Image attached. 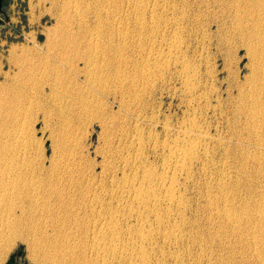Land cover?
<instances>
[{
    "label": "bare ground",
    "instance_id": "1",
    "mask_svg": "<svg viewBox=\"0 0 264 264\" xmlns=\"http://www.w3.org/2000/svg\"><path fill=\"white\" fill-rule=\"evenodd\" d=\"M125 1L127 0H97V3H95L96 1H94L95 7L97 6L96 8H98L100 12L104 9V7H107L106 5L108 4H110V7H114V10L111 9L110 13L108 12L109 8L108 10L105 8L107 10L105 15L103 14L104 12L100 14L96 13L97 16L94 13V16L99 18V20L104 19L102 18L104 16L106 21H108L107 29L109 31L107 30L108 34H105L106 36L102 35L104 36L103 40L99 39L100 37H97L100 33H96L97 38L95 37L96 39L94 40V35L91 36L90 41L88 40L90 43L88 42L87 45L83 43L82 38L79 39L78 42H76L75 38L71 43L72 50H67L66 47L68 46V43L65 41H67L70 37H65V34L63 33L64 35H62L60 39L62 42L57 39L58 41H60V43H54L52 46V48L55 49L60 47L59 53L57 52L56 54L43 55L41 54V52H37L36 54H28L26 53V51L20 55L17 54L18 52H13L15 56L14 61L18 66V71H14L15 74L13 73L12 77H10L11 75L9 76L7 85L2 86V88L8 89L9 94L2 95L0 92V191L3 190V196L8 195L9 193L14 195L12 191L19 192V197L22 198L23 201L26 200L27 203L25 202L24 205H21V214L19 216L16 215L14 217L13 214V217H8L9 219H5L4 217L1 220V225L4 224L1 230H4L6 228V230H9L12 233L9 236L13 237L8 236V239H6L4 238L5 233L0 232V238H4L3 243H5L3 246V243L1 244L2 241H0V245L3 246H0V263L4 262V259L7 258L9 251H11V248L15 245L16 238L18 237V234L22 229L37 231L41 227H52L54 229L59 227L58 222H60V217H56L55 215V213L59 211L78 210L82 214H85V216L92 215L93 219L96 218L94 217V215H96L98 219L97 224L100 225L99 231H93L94 233L92 232V240L87 245L86 242L88 241L81 244L76 243V251L74 247L67 246V248H70L69 252L71 259H74V261L76 260V264H153V253L152 248L150 247L155 244L156 235L160 236L161 233H164V235L162 236H164L166 241L168 240L169 243L181 242L182 244V242H191V240L197 243L193 235L185 233L187 222L185 221L186 215L184 209L187 207L188 203L186 200L187 198H185L183 194H179L178 192L179 184L180 182H182L181 178L185 180V183L190 182V180L192 179L189 175V171L192 170L194 161L198 158L200 159L202 157H207V155H203L206 154V150L200 149L202 144L204 142H209L212 140L207 133L200 131V136H198L196 139H192L189 137V132L191 130H195L197 128L200 129L201 127L200 124H197V119L192 120V122L194 121V123L191 125L190 129H186V126L181 127L179 132V134L181 135L176 139V142L173 145H170L168 147L169 156L165 162L164 171L162 173H157L155 169L153 170L151 165H147L148 163L146 162H148V160H143L142 154L140 152L134 154V151H132L133 149L141 151V149L147 147H144L143 145L145 144L142 140L144 135H142L141 130L139 131L134 127L133 128L135 130H131L132 132L130 131V129L128 130V132L130 131V133L124 131L125 133L122 134L121 132L118 136V139L120 143L127 139L124 141V143H127L128 138L131 135L133 136L134 133L135 137L137 136L139 138H136L137 140L133 139L136 141L134 142L132 140V143L130 145L125 144L121 147L119 146L118 149L114 150L115 153L113 157H119L120 160L117 161L116 159V162L120 161L121 164H116L114 160L113 161L115 163L113 162L111 163V165L107 164L109 165L108 168L103 171V174H105V179H100V182L98 183H95V178L92 180L85 179L83 177L85 175L77 170L75 168V165L66 166L67 164H65L64 166L63 164H61V153L59 154V156H56L58 154L57 152L56 155H53L57 157V161L53 162L50 167L47 166V163L44 160L42 162H39L38 164H34V162L28 156L30 154V152H28V141L32 140L33 137L31 136L32 133L30 134L29 132L30 129L27 130V125L30 120L29 116L34 101L38 102L37 107L40 104L41 111L43 112L42 121H44L45 127L43 130L46 129V131L49 132L50 138H53L54 140L55 138H57L61 141V135L65 132L68 135L67 130L70 127H78L79 130L87 123L88 120H91L89 118L91 115H94L95 112H97L96 118H98V114L102 115V113L104 112L102 108L103 103H101V100L98 99V95L105 96L107 99L113 98V102H117L120 108L124 110L128 109V106L130 105V100L127 101L130 97V94H132L133 97H136L134 96V93L137 94L138 91L135 92L134 89L132 90V85H129L130 87L127 86L129 77H127L126 74H124V70H122L125 63L127 62L126 57L122 52V49L124 47L123 40L125 39V35L127 34V15L123 10ZM146 1L148 0H130L129 4H132L135 7V12L143 14V8L146 4ZM158 1H160L161 3H155L156 7L158 6V3L167 5L169 3V0ZM241 1L246 5V8L245 6L243 7V12L240 6H232L231 10L233 9L235 11L234 22L236 23V29L246 38V46L250 51L254 67L252 77L249 81L248 89L245 87L246 89H243L238 96L237 112L239 113V115L243 112H246L248 116L247 119H251V121L249 120L247 125L248 132L254 135L259 146H264V0ZM65 2L66 3H64L63 1L64 7L66 8L69 4L72 3H69L66 0ZM171 2L173 5L172 10L176 18V32L174 35L175 39L173 41L174 55L171 61L174 73L173 78L181 84L183 92L189 97V99L192 100V103L199 102L201 108L210 110L213 107H211V103L208 99L209 96L212 95V92H210L211 90L204 91V89H201L202 84L199 81V69L196 70V65H194V63L191 61V58L186 56L182 47L184 45L183 42L185 41V39L182 41L181 39L183 37H180L182 31L185 33H192L194 31L192 27L195 26V23H192L189 13L186 12L184 8L189 6V2L188 0H171ZM180 5H182V8ZM62 6L63 5H61V7ZM76 7L74 10L77 14ZM77 9L79 10V8ZM87 9H90V6ZM93 9L95 10V8ZM98 10L96 11L99 12ZM85 12L84 14H86ZM81 15L79 16L81 17ZM70 16H73V14ZM71 18L73 19L74 17ZM70 19L69 21H71ZM64 21L66 22V20ZM81 21L83 23L85 22L83 20ZM92 21L93 19L91 20V22ZM98 25L99 27L102 26H100V23H98ZM136 26L138 27V29H140L142 28V23L138 21ZM70 31L68 29L69 33ZM97 31L98 30H96V32ZM57 32L60 33L59 31ZM63 32H65V29L63 30ZM54 40L56 39L54 38ZM69 41H71V39H69ZM81 64H83L85 67V81H83V84L78 79H76V74L81 75L84 71V69H80ZM145 73V68H139L138 70H136V75L138 78H143ZM3 75L5 74L3 73ZM80 77L81 76H78V78ZM132 81L134 82L135 80L132 79ZM136 102L138 103L140 101L138 100ZM191 106L193 107V105ZM131 111L133 112V110ZM196 111L197 109L192 111L193 113L191 114L190 119L193 118L194 114L198 113ZM128 112L129 114L131 113L130 111ZM136 112L140 118L143 110L138 109V111ZM113 116L115 115L110 116L108 119V121L110 120L109 122L111 123L115 120H113ZM102 117L104 120L106 117L108 118L107 114H105V117L104 115H102ZM122 117L120 120L121 122ZM122 123H124V121ZM120 125L121 124L119 123V126ZM103 127L105 129V126ZM75 130L77 131V129ZM108 131H110V128ZM76 134L77 133H75V135ZM150 135L152 136V133ZM75 139L73 141H75ZM114 140L117 139H115L114 137ZM63 145L64 142L61 144L56 143V145L54 146H56L55 149L61 151V149H63L64 147L66 148V146ZM118 145L120 144L118 143ZM154 148H157V145ZM70 156L71 155H69V157ZM262 157H254L253 162L258 165L264 163ZM62 166H64V168ZM242 169H247L246 163L244 166H242ZM128 172L132 173L133 176L126 179H124L125 177H119L120 173L127 174ZM263 172L258 170L257 174L262 176ZM249 177L245 178L243 182L246 184L250 182L251 177L250 179ZM262 177L264 178V176ZM218 180L220 181L216 188L217 194L208 197L209 206L211 207V209H209L212 210L210 214L211 217L214 218L213 221H222L225 228L223 229L227 233L230 232V235L234 236V234H238V236L241 237L239 239L242 246L241 248L245 247V249L247 248L249 250V253L247 255L249 259L254 261L256 264H264V185H260L259 187L258 201H256L255 203L252 202L253 204H251V202H247L248 199L246 201H244L245 199L243 200L245 196L243 198H239L236 193L237 190L235 189V191L234 186H232L235 183L232 182L231 177H228L226 175L220 176ZM107 183H109V186L107 185ZM42 187L44 189V192H41ZM233 191H235V193ZM112 192H115L116 195H119L116 197L114 194H111V198H116V202H118L119 204V206H116L117 208L113 212L111 211L112 204H109L111 203L109 202L111 200H109L108 203L105 199V195ZM50 197L56 199V204L53 205L49 203L47 198ZM8 199L9 198H6L5 200L7 201ZM250 199H252V197ZM237 203L239 204L237 205ZM164 208L166 210L165 212H162ZM12 210L14 209L10 208V211H7L8 214L10 212H13ZM121 212L126 214L125 217L123 214V217L127 222H129V219L135 218L139 224V227L132 230L125 228L123 224V226H120V223H116ZM4 215L6 216V214ZM106 216H109L111 218L112 222H110V224H106V222L102 221ZM116 216L117 219L115 218ZM173 216H176L177 218V221L174 225L170 223V220ZM151 218L153 219L151 220ZM52 219L53 221L54 219H58V221L50 224L49 220ZM166 221H169L168 223H170L171 225H167L168 223H166ZM95 226L96 225H94V227ZM217 229H219V227ZM244 232H246L247 238L243 239L241 234H243ZM217 233H219V231ZM52 238L53 236L44 230V232L42 233V238L38 240V242L30 243V249L32 250V252L38 253V251H40L43 254V264H54L57 262L58 264H62L61 262L64 260L65 254L68 253L67 251L63 253L61 250V247H63L65 243L60 239L58 241ZM199 247H201V245H199ZM202 254H204L203 250ZM34 257L37 258V256ZM180 257L181 256L177 255L176 259H179ZM213 257L214 256H212V258ZM32 259L34 260V258ZM203 259L207 260V257L206 259ZM210 260H208V262ZM34 262L36 263L37 260L35 259ZM231 263H233V261ZM209 264H211V262H209Z\"/></svg>",
    "mask_w": 264,
    "mask_h": 264
},
{
    "label": "rangeland",
    "instance_id": "2",
    "mask_svg": "<svg viewBox=\"0 0 264 264\" xmlns=\"http://www.w3.org/2000/svg\"><path fill=\"white\" fill-rule=\"evenodd\" d=\"M63 1L64 3H66L65 0H7V6L3 8V11L0 13V74H2L0 75V92L2 95L9 94L8 89H4L2 88V86H6L9 76L11 75L10 77H12L13 73L15 74V72L18 71V66L14 61L15 56L13 52H18L17 54L20 55L26 51V53L28 54H36L37 52H41V54L43 55L56 54L57 52H60V47L55 49L52 48V46L54 43H60V39L64 34L65 37H70L69 39H71V41H69V39L65 41L68 43V46L66 47L67 50H72L71 43L75 38L76 42H78L79 39L82 38L83 43L87 45V43L91 39V36L94 35V38L92 37L93 40L97 37H100L99 39L103 40L104 36L102 35L108 34V21H106L104 16L102 18H104L105 20L101 18L100 19L102 21L99 20V18L96 17V13L100 14L104 12L103 14L105 15L108 8V12L110 13L111 9L114 8L113 6L110 7V4H108L106 5L107 7H104V9L106 8L107 10L103 9L100 12V10L96 8L97 6L95 7V3H97V0H79L81 3L78 0H66L69 3L72 2L71 4H69L72 6L68 5L67 8L64 7ZM94 1L96 2L94 3ZM129 1L130 0L125 1V6L123 8L127 15V34L125 35V39L123 40L124 47L122 49V52L125 55L127 62L125 63L122 70H124V74L129 77L127 86L130 87L132 85V90L134 89L135 92H139H137V94L134 93V96L138 98L133 97V95L130 94L129 99L127 100H130V105L128 106V109L124 110L120 108L117 102H113V98L107 99L105 96L98 95V99L101 100L100 102L104 104H102V108L104 111L102 115H104L105 117V114H107L108 118L106 117L107 119L105 118L104 120L101 114H98V118H96L97 112H95L94 115H91L89 118L92 121L90 120V122L88 120L84 125L85 127L83 126L79 130L78 127H70L67 130L68 135L66 134V132L62 134V142L57 138H55V140L53 138H50L49 132L46 131V129L43 130L45 128L44 121H42L43 112L41 111L40 104L37 107L38 102L34 101L29 116L30 124L28 123V125L30 126L27 125V130L30 129L29 132L30 134L32 133L31 136L33 137L32 140L28 141V152H30V154L28 153V156L34 162V164H38L39 162H42L44 160L47 163V166L50 167L53 162L57 161V157L53 155H56L58 153L56 156H59V154L61 153L63 157V159L62 157L60 159L62 161L61 164H63L64 166L65 164H67L66 166L75 165V168L85 175L83 176L85 179L92 180L95 178L97 181H95V183H98L100 182V179H105V174H103V171L108 168L111 163H113L114 161L116 162V159L117 161L120 160L117 156L113 157L115 153L114 150L118 149L119 146L121 147L125 144L130 145L133 139L139 138L137 136L135 137L134 133L133 136L131 135L132 137L130 136L131 138L129 137L130 139L128 138L129 142L127 141V143H124V141L127 140L125 139L120 143L118 139L119 134L121 132L123 134L125 132H128L129 129L131 131L135 128L139 131L141 130L142 135H144L142 140L145 144L143 145L144 147H147L141 149V151H137L136 149H133L132 151H134V154L140 152L142 154L143 160H148V162H146L148 163L147 165H151L153 170L155 169L157 173H162L164 171L165 162L169 156L168 147L170 145H173L176 142V139L181 135L179 134L181 127L186 126V129H190L191 125L194 123V121L192 122V120L197 119L196 122L197 124H200L201 127L200 129L197 128L195 130H191L189 132V137L192 139H196L198 136H200V131L207 133L212 140L209 142H204L202 144L200 149L206 150V154L203 155H207V157H202L200 159L198 158L199 160L196 159L194 161L193 168L189 171V175L192 179L190 180V182L185 183V180L181 178L182 182H180L178 189L179 194H183L185 198H187L186 200L188 203L187 207L185 208L186 210L184 209L186 215L185 221L187 222L185 233L193 235L197 243L192 240L191 242H182V244L181 242L169 243L168 240L166 241L165 237L162 236L164 235V233L160 234L161 237L159 235H156L155 244H153L154 247H150L152 248L153 253V264H195L197 261L199 263L197 262L196 264H209V262H211V264H256L247 256L249 250L247 248L246 250L245 247L241 248L242 246L239 240L241 237H239L238 234H234V236H232L229 234L230 232L227 233L224 230L225 228L222 221H213L214 218L211 217L210 214L212 210H210L211 207L209 206L208 199L209 196L217 194L216 188L220 181L218 180L220 176L226 175L228 177H231L232 182L235 183L232 186H234V190H237L235 191L239 198H243L245 196L246 198L244 197L243 200L245 199L244 201H246L248 199L247 202L249 201L251 202V204L258 201L259 187L260 185H264V178L262 177L264 176V163L259 164V166L258 164L253 162V158L258 156H263L262 159L264 160V146H259L254 135L248 132L247 125L249 120L251 121V119H247L248 116L246 112H243L240 115L237 112L238 96L243 89H248L249 87V81L252 77L254 63L252 61L250 51L246 46V38L236 29V23L234 22L235 11L233 9L231 10V7L240 6L243 12V7L245 6L246 8V5L241 0H188L189 6L184 7L186 12L189 13L192 23H195V26L192 27L194 29L192 33H185L183 31L181 32L180 37H183L181 40L183 41L185 39V41L183 42L185 46L182 44V47L186 56L191 58V61L194 63V65H196L195 69H199L198 71L200 76L199 74L198 76L199 81L202 84L201 89H204V91L211 90L210 92H212V95L209 96L208 100L210 101L211 107L213 108L210 110H206L201 108L199 102L192 103V100L189 99V97L183 92L181 84L173 78L174 73L171 61L174 55L173 41L175 39L174 35L176 32V18L172 10L173 5L171 0H169L168 5L159 4L161 2L158 0H148L144 5L143 14L135 12V7L132 4H129ZM76 2L77 5L79 3L80 4L77 6ZM157 2L159 3L156 7L155 3ZM61 5H63V8L61 7ZM87 6H90V9H87ZM180 6L182 8V5ZM75 7L77 14H82L81 17L75 13ZM77 8H79V10ZM93 8H95V10ZM71 9L73 13L71 12ZM96 10H98L99 12H97ZM84 12L87 15L84 14ZM94 13L96 14V16H94ZM72 14L73 16H70ZM71 17L74 18L72 19ZM90 18L93 19L92 22V19ZM69 19L71 21H69ZM57 20L60 24L57 22ZM64 20H66V22ZM81 20L85 22L83 23ZM104 21L105 23L107 22V25L104 23ZM138 21L142 23V28L140 29H138V27L136 26ZM98 23H100V26H102L99 27ZM64 29L65 32H63ZM68 29L69 31H72L73 29V31H70L69 33ZM96 30L98 31L96 32ZM57 31H59L60 33H58ZM96 33L100 34L97 36ZM54 38L56 40L59 39L60 41H56L54 40ZM84 68V65L81 64L80 69ZM139 68H145L146 70L143 78H138L136 75V70H138ZM3 73L5 75H3ZM78 76L81 77L78 78ZM84 76L85 69L81 75L76 74V79H78L83 84V81H85ZM132 79L135 81L133 82ZM135 100H139L140 102L137 103ZM115 104H117L118 106ZM191 105H193V107ZM138 109L143 110L141 114L142 116L140 115V118L136 112L138 111ZM195 109H197L196 112L198 113L194 114L193 118L190 119V116L193 113L192 111H194ZM131 110H133V112L135 113H133ZM128 111H130L131 113L129 114ZM119 113H122L123 117L122 114ZM112 115H115L113 116L114 118L112 117L113 120H115L111 123L109 122L110 120L108 121V119ZM135 115L138 116L136 117ZM128 116L130 117V119ZM121 117L122 122L124 121V123L120 121ZM119 123L121 124L120 126ZM103 126H105V129ZM127 126L130 128H128ZM109 128L110 131H108ZM75 129H77V131ZM112 130H114L115 133ZM130 131L128 133H130ZM75 133L77 134L75 135ZM151 133L153 137L150 135ZM114 137L117 140H114ZM74 139L75 141H73ZM136 140L133 141L135 142ZM115 141H119L118 143L120 145H118V143ZM63 142V146H66V148L64 147L63 149H61L62 152L55 149L56 146L54 145H56V143L61 144ZM152 143H154L155 145ZM156 145L157 148H154L156 147ZM63 151L65 155L63 154ZM69 155L71 156L69 157ZM45 158L47 159V161ZM245 163L247 169L243 170L242 166H244ZM116 164L120 165L121 163L119 161L116 162ZM64 166L62 167L64 168ZM81 169L84 171H82ZM258 170L263 172L262 176L257 174ZM242 173H244L245 175ZM131 176L133 175L129 172L127 174H119V177H125L124 179L130 178ZM249 176L251 177L250 182H248L247 184L244 183L243 180ZM108 184L109 183H107V185ZM235 191L233 192L235 193ZM41 192H44L43 187L41 188ZM12 193L14 195L9 193L8 195L3 196V190L0 191V203H3H1L2 205L0 204V232L5 233L6 237L4 236V238L6 239H8V236L12 233L9 230H6V228L4 230H1L4 225H1L2 218L5 217V219H9L13 217V214L14 217L16 215L19 216L21 214V205H24L25 202L27 203L26 200L23 201L22 198L19 197V192L12 191ZM111 194H114L116 197L119 195H116L115 192L107 193V196L105 195V199L107 200V202L111 200L109 201L111 203H108L110 205L112 204L111 211L113 212L119 206V204L118 202H116V198H111ZM251 197L252 199H250ZM6 198H9L8 200L10 202L8 200L6 201ZM47 199L50 204H56L55 198L50 197ZM238 204L239 203H237V205ZM10 208H13L14 210H12L13 212L9 213V216L7 211H10ZM165 210L166 209L164 208L162 212H165ZM77 212L81 213L78 210L59 211L55 213L56 217H60V222H58L59 227H57L56 229L52 227H41L37 231L22 229L19 232L18 237L16 238L15 245L11 248V251H9L7 258L4 259V262H1L0 264H7L10 260H14V264H43V254L40 251H38V253L32 252L29 245L30 243L38 242V240L42 238V233L44 232V230L53 236L52 239H56L58 241L60 239L61 241H64L65 244L63 245V247H61V250L63 253L65 251H67L68 253L65 254L64 260L61 263L76 264V260L74 261V259H71L69 252L70 248H67V246L74 247L76 251V243L81 244L88 241L86 242L87 245L92 240V232L99 231L100 229V225L97 224L98 219L96 215H94V217L96 218L93 219L92 215L85 216V214H78ZM3 213L6 214V216ZM120 214L118 217L123 221H120L119 219V221H116L117 216L115 217L116 223H120V226L124 225L125 228L132 230L139 227V224L135 218L129 219V222H127L124 218L126 214L122 212ZM106 217L104 219L105 221H102L106 222V224H110V222H112L111 218L109 216ZM121 217H123L124 219ZM152 219L153 218H151V220ZM57 221L58 219H54V221L52 219L49 220V223L53 224V222ZM176 221V216H173L170 220V223L174 225ZM168 222L169 221H166V223ZM170 223H168L167 225H171ZM93 224L97 227H94ZM218 227L219 229H217ZM218 231L219 233H217ZM243 234H241L242 238H247L246 232H244ZM86 237L88 240L86 239ZM4 238H0V241H2L1 244L4 242ZM202 242L204 245L202 244ZM4 244L5 243H3V246ZM198 244L201 245V247H199ZM0 246L3 247L2 245ZM232 246H234L235 248ZM202 250L204 254H202ZM209 250H211L212 252ZM32 254L34 256H37V258ZM177 255L181 257L179 259H176ZM212 256L214 257L212 258ZM201 257L205 259L207 257V260H204ZM32 258H34V260ZM35 259L37 260L36 263L34 262ZM208 260L210 261L208 262ZM232 261L233 263H231ZM54 264H58V262Z\"/></svg>",
    "mask_w": 264,
    "mask_h": 264
},
{
    "label": "flooded vegetation",
    "instance_id": "3",
    "mask_svg": "<svg viewBox=\"0 0 264 264\" xmlns=\"http://www.w3.org/2000/svg\"><path fill=\"white\" fill-rule=\"evenodd\" d=\"M7 6V0H0V13L3 11V8ZM7 264H14V260H10Z\"/></svg>",
    "mask_w": 264,
    "mask_h": 264
}]
</instances>
